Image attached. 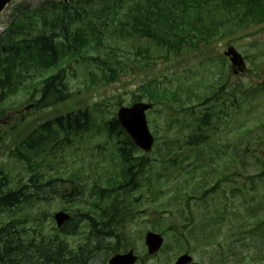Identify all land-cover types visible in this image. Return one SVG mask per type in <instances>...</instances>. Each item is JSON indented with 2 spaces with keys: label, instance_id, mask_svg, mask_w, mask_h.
<instances>
[{
  "label": "rangeland",
  "instance_id": "1",
  "mask_svg": "<svg viewBox=\"0 0 264 264\" xmlns=\"http://www.w3.org/2000/svg\"><path fill=\"white\" fill-rule=\"evenodd\" d=\"M36 1L11 0L0 14V33L13 5ZM90 19L104 32L100 44L93 37L74 59L64 57L55 67L26 79L14 95L0 103V166L10 175V188L16 187L17 180L14 185L12 182L16 178L28 182L24 160L16 157L22 140L42 123L86 109L92 121L90 128L71 136L73 142L58 155L64 157L63 163H59L63 169L59 171L80 169L88 193L95 178L104 185L108 184V177L116 176L120 180V164H116L119 160L115 154L110 155L113 141L108 138L104 121L115 116L120 105L129 106L135 98L146 101L148 83L177 89L175 92L183 104L178 100L165 105L160 102L146 114L156 140L150 153L136 151L137 156L147 155L150 159V165L138 179L140 186L129 185L121 191V197L135 215L119 232V241L143 255L144 234L156 224L164 230V244L168 246L146 263L171 264L177 249H189L197 261L223 264L218 259L224 256L214 254L222 252L217 242L224 243V234L229 231L234 232L233 236L249 237L248 228L264 220V91L259 87L261 80L264 84V22L239 27L226 25L227 29L220 28L225 31L220 36L219 33L207 39L209 43L185 45L178 54H168L151 40L134 35L124 38L121 33L113 32V25L103 28L97 17H87L88 22ZM86 25L87 22L80 24L82 29ZM229 45L244 57L245 71L232 73L229 61L223 56ZM144 49L151 51L148 58L142 52ZM89 57H100L105 66L88 60ZM107 64L114 72L106 69ZM61 67L65 69L67 98L47 108L25 110L27 104L40 97L42 79ZM211 86L219 88L217 98L198 105L196 95L211 97ZM192 105H196L192 115L181 108ZM207 112L211 116L208 122L204 120ZM191 134L199 139L197 144L190 142ZM42 155L45 153L39 154ZM48 160L47 157L42 164L46 178L49 174L55 176L56 172ZM258 174L261 176H254L253 180L249 177ZM215 183L219 187L215 186L209 193L208 189ZM53 187L57 193L47 192L52 199L44 198L47 200L37 202L36 206L22 202L10 208L0 206V227L8 224L6 229L14 244L20 243L26 252L17 264H40L32 248L55 235L57 227L52 215L56 210L80 206L90 213L87 205L93 198L87 197L86 204L75 198L62 203L57 185ZM200 195L204 196L195 198ZM214 216L217 223L211 224L210 218ZM72 224L74 230L71 227L59 237L65 247L62 259L66 262L71 256L79 260L89 255L80 248L87 243L84 237L87 226L81 219ZM120 225L124 226V222ZM156 229L155 232H160ZM259 244L250 248H224L229 250L222 252L227 256L224 264H264L262 254L254 250ZM71 250L80 254L72 255ZM106 254L98 250L89 256L86 264H105Z\"/></svg>",
  "mask_w": 264,
  "mask_h": 264
},
{
  "label": "trees",
  "instance_id": "2",
  "mask_svg": "<svg viewBox=\"0 0 264 264\" xmlns=\"http://www.w3.org/2000/svg\"><path fill=\"white\" fill-rule=\"evenodd\" d=\"M180 10L191 13L192 19L188 21L189 30L183 33L194 31L195 42L212 38L219 33L220 36L225 32L223 29L226 25L239 27L264 22V0H70L68 3L59 0H37L27 4L17 3L10 8L7 23L0 33V103L14 95L26 79L41 75L55 67L64 57L74 59L76 53H80L93 37L100 44L104 32L98 29L92 19L88 22L87 17L91 15L97 17L104 27L113 25V32L121 33L124 38L128 39L132 35L147 38L164 48L168 54H177L182 43H191L181 39L177 32L181 29L177 24ZM85 22L87 25L82 29L80 24ZM142 52L148 58V52L151 51L144 49ZM87 59L105 66L100 57ZM106 66L114 72L110 65ZM42 84L40 97L32 100L34 109L47 108L67 98L65 69H59L43 78ZM212 90L211 97L196 95L198 105L206 104L217 97L219 88ZM175 91L156 82L148 83L146 87L148 99L155 104L161 102L165 105L173 100H178L180 105L183 104ZM138 100L140 98L133 99V101ZM195 106H181V108L192 115ZM209 117L211 116L207 112L204 120L208 122ZM91 122L88 109L79 110L77 113H69L48 121L30 132L18 145L16 153L18 159L25 161L26 166H23L29 172L30 185L19 177L15 188L9 187L4 191L0 186V206L10 208L20 202L35 204L47 198L51 186V192L57 193L53 187L54 183L64 186H59L58 189L62 197L69 198V200L66 198V203L76 195L83 194L85 187V180H82L83 172L80 169H73L67 173L66 170L59 171L63 169L59 163H63L64 157L58 155H61V152L66 150L64 148L73 142L71 136L88 130ZM104 125L108 138L113 141L110 155L115 154L119 160L116 164H120L121 179H115L116 176L108 177L106 180L108 184L105 187H102L97 178L93 179L92 196L94 197L88 205L90 213L85 212L80 206L75 209H71L70 206L61 207L62 210L71 213V219L66 224L67 229L72 226L74 230L75 224L73 225L72 222L77 218L81 219V222L84 221L87 226L88 232L85 236L87 243L80 245V248L88 254L100 247L108 254L125 248V245L120 244L119 232L128 223V217L124 216V213H128L129 208L126 200L121 197V191L126 190L128 185L133 183L134 176L144 167L149 166L146 158L135 155L138 149L120 127L115 116L104 121ZM189 138L192 144L199 142L195 134H191ZM43 152L45 156H39ZM29 153L32 155L30 156ZM47 157L50 159L47 162L49 164L51 162L56 169L55 176L51 178H46L42 169ZM0 176H4V182L0 180V184H4L6 179L10 182V175L6 174L1 166ZM254 176L261 175L249 177L253 179ZM129 177L131 182H128ZM65 189L67 191H64ZM212 191L213 189H210L208 192ZM203 196L195 198L200 199ZM49 198L52 199V195ZM83 199L78 198L77 201L81 202ZM97 200L103 201L100 203ZM217 220V216L210 218L211 224L217 223ZM121 222H124V226L120 225ZM7 226L8 224L0 227V264L5 262L17 264L26 252L23 251L20 243L14 244L12 236L6 229ZM153 226L155 229L159 227L156 224ZM247 231L251 234L249 237L252 240H248L249 237L241 238L242 235H239L230 241L227 247L250 248L260 242L254 250H258L257 253H261L264 259V220L257 222ZM59 241L48 238L46 243L41 242L39 246L32 248V251L48 263L72 264V261L66 262L62 259L64 246H61ZM78 254L80 253L77 252L75 256ZM88 259L89 256L81 257L77 260V264H86Z\"/></svg>",
  "mask_w": 264,
  "mask_h": 264
},
{
  "label": "water",
  "instance_id": "3",
  "mask_svg": "<svg viewBox=\"0 0 264 264\" xmlns=\"http://www.w3.org/2000/svg\"><path fill=\"white\" fill-rule=\"evenodd\" d=\"M11 0H0V12L6 7ZM68 1V0H63ZM227 56H231V62L233 66H242V59L240 55L232 48L229 47L224 53ZM151 107L150 103H134L131 107H120L117 111L118 121L125 131L129 134L133 142L144 151L148 152L151 149L153 143V137L150 134L146 119L145 110ZM55 219L58 225L68 219V216L64 212L55 214ZM145 243L149 248V252H155L162 243L160 235L149 232L145 236ZM135 257L129 252L125 255H116L110 260V264H132ZM190 257L188 255H181L176 264H188Z\"/></svg>",
  "mask_w": 264,
  "mask_h": 264
},
{
  "label": "flooded vegetation",
  "instance_id": "4",
  "mask_svg": "<svg viewBox=\"0 0 264 264\" xmlns=\"http://www.w3.org/2000/svg\"><path fill=\"white\" fill-rule=\"evenodd\" d=\"M201 264V263H200Z\"/></svg>",
  "mask_w": 264,
  "mask_h": 264
}]
</instances>
